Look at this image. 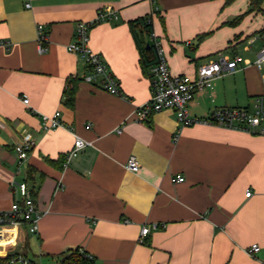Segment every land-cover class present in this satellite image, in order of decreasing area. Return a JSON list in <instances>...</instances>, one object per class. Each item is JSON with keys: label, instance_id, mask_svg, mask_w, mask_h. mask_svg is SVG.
<instances>
[{"label": "crops", "instance_id": "crops-1", "mask_svg": "<svg viewBox=\"0 0 264 264\" xmlns=\"http://www.w3.org/2000/svg\"><path fill=\"white\" fill-rule=\"evenodd\" d=\"M234 1L0 0V211L17 197L11 184L26 180L42 213L38 233L20 228L0 257L27 249L34 261L61 264L63 254L81 248L94 264H264V134L207 124L179 130L173 110L146 121L135 112L151 97V72L140 63L129 24L143 16L151 17L174 75H195L221 56L240 59L235 73L195 94L192 116L252 107L264 94L255 65L264 47V0ZM107 8L118 19L95 24L89 45L123 96L84 81L85 62L67 50L77 23ZM39 24L48 34L44 53ZM69 78L79 79L71 104L64 94ZM56 111L65 126L45 128L43 115ZM73 132L93 145L65 167ZM27 134L37 144L20 164ZM131 155L137 173L126 168ZM177 175L185 181L175 183ZM153 223L160 227L140 242L142 226ZM253 244L260 250L251 255Z\"/></svg>", "mask_w": 264, "mask_h": 264}, {"label": "built area", "instance_id": "built-area-1", "mask_svg": "<svg viewBox=\"0 0 264 264\" xmlns=\"http://www.w3.org/2000/svg\"><path fill=\"white\" fill-rule=\"evenodd\" d=\"M28 6L30 5L28 4ZM158 12L159 8L156 6L152 14H157ZM117 19V12L107 8L100 10L94 21H79L76 25V41L69 43L67 50L76 53L85 62L89 71L84 76V81L95 84L111 94L123 96L119 80L115 77L104 58L94 52L89 45L90 31L95 24ZM37 35L39 52L44 53L48 50L46 44L48 42V34L44 25H38ZM152 37L157 49V62L150 70L152 76L151 97L136 109L137 120H149L154 113L168 109L175 111L180 125L179 130L182 127L194 124H207L255 134H264V94L255 97L252 107H220L212 110L206 117H194L189 111V103L196 93L211 86L212 80L227 74H233L238 70L239 58L230 59L229 57L221 56L217 60L199 66L195 75H174L170 70L162 41L154 32ZM255 65L262 71V82L264 84V47L258 53ZM23 102L28 105L29 98L24 96ZM42 118L45 128L55 129L65 126L60 111H56L53 115H43ZM90 127L91 124H87V128ZM73 135L75 142L73 148L65 157V167L81 150L93 145L91 141L82 138L75 132H73ZM177 137L178 134L175 135L176 139ZM36 144L37 141L31 134L24 136L18 153L20 164L28 159L30 150ZM125 165L128 170L135 173L139 172L141 167L135 155H131ZM173 181L181 183L185 181V177L177 175L173 178ZM11 186L16 190L17 197L9 209L0 211V247L14 244L19 237L20 228H25L29 234L38 233L39 221L42 216V213L37 208L33 193L28 186V181L13 182ZM250 195L251 191H248L246 196ZM159 227L160 225L157 223L143 225L140 230L139 241L144 242L151 232ZM259 250L260 246L253 244L247 249V252L253 255ZM10 255L11 257L7 262L10 264H41L20 252Z\"/></svg>", "mask_w": 264, "mask_h": 264}, {"label": "trees", "instance_id": "trees-1", "mask_svg": "<svg viewBox=\"0 0 264 264\" xmlns=\"http://www.w3.org/2000/svg\"><path fill=\"white\" fill-rule=\"evenodd\" d=\"M233 0H226V3H230ZM255 3L259 0H251ZM241 19V16L234 19L231 23H236ZM130 27L137 42V46L140 51V63L145 71H150L151 67L157 62V49L152 37L153 24L150 16L139 17L130 21ZM204 36H200L201 40ZM151 72V71H150ZM78 78H69L67 86L65 87L64 94L67 98V103L71 104L74 100V94L78 87ZM52 161V160H50ZM54 162V161H52ZM32 169L28 170V177L31 176ZM27 250V249H26ZM22 251L24 256H27L28 251ZM11 255L6 257H0V262H8ZM61 264H94L93 259L87 255V253L81 249L76 248L62 255Z\"/></svg>", "mask_w": 264, "mask_h": 264}, {"label": "rangeland", "instance_id": "rangeland-1", "mask_svg": "<svg viewBox=\"0 0 264 264\" xmlns=\"http://www.w3.org/2000/svg\"><path fill=\"white\" fill-rule=\"evenodd\" d=\"M235 1H237V0H235ZM235 1H234V2H235ZM29 254H30V256H32V257H31L32 259H35V258L33 257L34 255L31 253V251H29ZM43 263L46 264V261H44ZM43 263H41V264H43Z\"/></svg>", "mask_w": 264, "mask_h": 264}, {"label": "water", "instance_id": "water-1", "mask_svg": "<svg viewBox=\"0 0 264 264\" xmlns=\"http://www.w3.org/2000/svg\"><path fill=\"white\" fill-rule=\"evenodd\" d=\"M0 264H10V263H6V262H0Z\"/></svg>", "mask_w": 264, "mask_h": 264}]
</instances>
